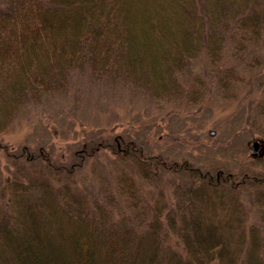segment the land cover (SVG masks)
Listing matches in <instances>:
<instances>
[{
    "label": "trees",
    "instance_id": "trees-1",
    "mask_svg": "<svg viewBox=\"0 0 264 264\" xmlns=\"http://www.w3.org/2000/svg\"><path fill=\"white\" fill-rule=\"evenodd\" d=\"M80 77L159 107L243 100L264 138V0H0V135ZM0 150V264H264V171L123 135L90 136L70 158ZM97 152L108 172L91 167L95 184L83 166Z\"/></svg>",
    "mask_w": 264,
    "mask_h": 264
},
{
    "label": "rangeland",
    "instance_id": "rangeland-1",
    "mask_svg": "<svg viewBox=\"0 0 264 264\" xmlns=\"http://www.w3.org/2000/svg\"><path fill=\"white\" fill-rule=\"evenodd\" d=\"M67 96L29 109L14 127L0 138L16 147L29 143L45 145L54 155L71 157V151L90 136L123 135L140 142L150 153L169 159L186 158L194 163L221 164L234 170L250 168L264 171V138L240 118L242 101L226 99L210 91L195 106L155 105L149 98L131 91L96 85L89 77L79 78ZM77 86V85H76ZM260 141L258 160H254L251 143ZM4 161V152L0 150ZM104 152L89 158L83 171L97 184L93 175L108 172ZM91 167L95 169L91 174ZM90 171V172H89Z\"/></svg>",
    "mask_w": 264,
    "mask_h": 264
},
{
    "label": "water",
    "instance_id": "water-1",
    "mask_svg": "<svg viewBox=\"0 0 264 264\" xmlns=\"http://www.w3.org/2000/svg\"><path fill=\"white\" fill-rule=\"evenodd\" d=\"M259 145H260V141L257 140V139H255V140L251 143V152H252V156H257V155H258Z\"/></svg>",
    "mask_w": 264,
    "mask_h": 264
}]
</instances>
